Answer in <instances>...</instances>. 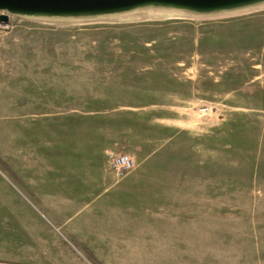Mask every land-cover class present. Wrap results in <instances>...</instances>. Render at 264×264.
<instances>
[{
    "label": "rangeland",
    "instance_id": "374dc122",
    "mask_svg": "<svg viewBox=\"0 0 264 264\" xmlns=\"http://www.w3.org/2000/svg\"><path fill=\"white\" fill-rule=\"evenodd\" d=\"M0 14V207L39 213L31 179L85 176L110 125L148 124L170 195H120L160 218L120 264H264V0Z\"/></svg>",
    "mask_w": 264,
    "mask_h": 264
},
{
    "label": "crops",
    "instance_id": "0c3cea01",
    "mask_svg": "<svg viewBox=\"0 0 264 264\" xmlns=\"http://www.w3.org/2000/svg\"><path fill=\"white\" fill-rule=\"evenodd\" d=\"M82 112L91 115L92 110ZM79 125L86 129L94 127L86 122ZM144 126L147 128L134 141L126 126L121 130L119 125H110L104 132L107 145L102 149L103 158L95 165L88 163L85 176L68 179L53 170L54 173L47 171L31 179V187L41 202L40 209H36L39 213H18L15 206L2 205L6 220L0 213V223H6L7 229L6 234L0 231V264H120L118 260L126 254H130V260L135 259V252L121 244L148 236L142 235V228L157 224L160 218L135 213L120 195H138L145 189L151 193V199L170 195V172L160 165L165 162L164 156L153 153L159 146H153L158 136L151 134L150 125ZM76 130L79 131L78 126ZM76 137L84 136L77 133ZM106 150L128 152L133 167L116 176L105 166ZM119 182L121 185L107 194L113 198L97 200ZM153 202L158 203L157 199ZM16 221L19 224L14 225Z\"/></svg>",
    "mask_w": 264,
    "mask_h": 264
},
{
    "label": "water",
    "instance_id": "95a60500",
    "mask_svg": "<svg viewBox=\"0 0 264 264\" xmlns=\"http://www.w3.org/2000/svg\"><path fill=\"white\" fill-rule=\"evenodd\" d=\"M250 0H0V9L20 12L75 13L102 11L142 2H162L192 8H212ZM0 14V20H6Z\"/></svg>",
    "mask_w": 264,
    "mask_h": 264
},
{
    "label": "built area",
    "instance_id": "2783aa9c",
    "mask_svg": "<svg viewBox=\"0 0 264 264\" xmlns=\"http://www.w3.org/2000/svg\"><path fill=\"white\" fill-rule=\"evenodd\" d=\"M208 108H199L200 111L207 110ZM105 166L110 169L116 176H121L123 173L131 169L134 165L132 156L128 152L113 150H106L104 155Z\"/></svg>",
    "mask_w": 264,
    "mask_h": 264
}]
</instances>
